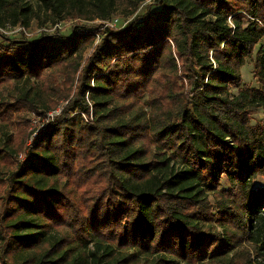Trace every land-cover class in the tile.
I'll list each match as a JSON object with an SVG mask.
<instances>
[{
	"label": "trees",
	"instance_id": "trees-1",
	"mask_svg": "<svg viewBox=\"0 0 264 264\" xmlns=\"http://www.w3.org/2000/svg\"><path fill=\"white\" fill-rule=\"evenodd\" d=\"M145 1L0 0V28ZM95 30L0 43V84L40 81L7 108L68 99L7 177L0 264H264V0H153L82 64ZM249 57L259 86L232 93Z\"/></svg>",
	"mask_w": 264,
	"mask_h": 264
},
{
	"label": "rangeland",
	"instance_id": "rangeland-1",
	"mask_svg": "<svg viewBox=\"0 0 264 264\" xmlns=\"http://www.w3.org/2000/svg\"><path fill=\"white\" fill-rule=\"evenodd\" d=\"M153 0H146L144 3L140 4L135 13L131 16H125L121 13V10L118 9L114 13L111 20L117 19L115 27H110L111 29L117 30L121 26L127 24L135 15L143 14L149 3ZM31 5L36 8L39 13L40 19L44 18L42 11H39L35 5V2H31ZM107 21V22H108ZM103 23V26L106 27L105 21H100L98 19L93 21H85L79 18L68 19L65 21L58 22L54 25L39 26L36 19L32 20L30 27L24 28L21 25L9 26L6 28H0V43L6 42L8 39H33L40 35L46 36H63L71 35L72 30L79 28L80 26L85 27H98V30L92 31L91 34H95L94 41L91 46H89L83 57L82 64L84 60L91 55L93 48L100 41L103 31V26L99 27ZM109 27V26H108ZM89 30V29H88ZM92 30V29H90ZM98 33H97V32ZM241 73V82L231 87L232 93H236L237 89L243 85L249 86H259L257 80L254 77L253 73V57L247 58L245 64L240 68ZM57 79L59 78L56 75ZM78 73L75 75V82L72 83L69 91V99L73 97L75 93V84ZM58 82V81H57ZM40 81L35 79H30L28 82L19 81V82H5L0 84V109H2L6 114L0 113V211L6 196V188L8 185L7 177L9 173L15 170L18 164L23 161L26 157L29 146L40 133L41 127L44 125H56L65 120L64 117V108L68 104V99H60L56 102L53 107L46 108L41 106V103L35 102L34 108L25 109L20 104L16 103L15 109L13 107L6 106V104H11L16 101L17 97L22 96L24 90L30 89L32 92L34 90H39ZM66 92L68 87L63 88ZM40 91L39 93H41ZM145 97L142 98V100ZM15 100V101H14ZM23 105V104H22ZM72 115V114H71ZM81 117L85 123H92L93 117L92 114H81ZM250 123L254 125L255 123H260L264 125V108H253L251 113ZM39 130V131H38ZM38 131L37 135L33 137L34 132ZM65 182L64 178H59L58 183L63 184ZM223 185L225 182L223 180ZM255 184L264 185V178L259 177L255 180ZM78 194V193H76ZM47 234H58V230L53 227L43 228ZM179 264H185L180 262ZM205 264V263H199Z\"/></svg>",
	"mask_w": 264,
	"mask_h": 264
},
{
	"label": "built area",
	"instance_id": "built-area-1",
	"mask_svg": "<svg viewBox=\"0 0 264 264\" xmlns=\"http://www.w3.org/2000/svg\"><path fill=\"white\" fill-rule=\"evenodd\" d=\"M116 23H117V19H116V18H115L114 20H112V21H108V22L106 21V22H105L106 26H109V27H115V26H116ZM46 126H47V124L44 125V126H42V127H41V130H43ZM38 131H39V130H38ZM38 131H35V132H34L33 137H35V136L37 135ZM38 134H39V133H38Z\"/></svg>",
	"mask_w": 264,
	"mask_h": 264
}]
</instances>
